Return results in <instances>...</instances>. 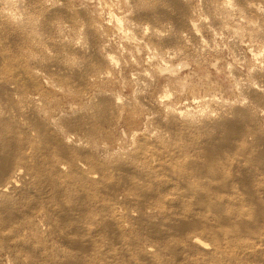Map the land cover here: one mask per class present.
<instances>
[{
	"label": "rangeland",
	"instance_id": "obj_1",
	"mask_svg": "<svg viewBox=\"0 0 264 264\" xmlns=\"http://www.w3.org/2000/svg\"><path fill=\"white\" fill-rule=\"evenodd\" d=\"M226 1L0 0V264H264V0Z\"/></svg>",
	"mask_w": 264,
	"mask_h": 264
},
{
	"label": "bare ground",
	"instance_id": "obj_2",
	"mask_svg": "<svg viewBox=\"0 0 264 264\" xmlns=\"http://www.w3.org/2000/svg\"><path fill=\"white\" fill-rule=\"evenodd\" d=\"M104 2V4H108V0H103ZM112 1V0H111ZM121 1V0H120ZM122 2H123V0H122ZM227 2H230V0H227L226 2H225V8H227L229 5L227 4ZM112 3V2H111ZM110 3V4H111ZM231 3V2H230ZM104 4H103V6H104ZM121 4H124V3H121ZM107 6V8H108V6L109 5H106ZM105 6V7H106ZM230 6H231V4H230ZM250 8H251V11H253V12H255V13H257V14H261L262 13V10H261V7L259 6V5H257V4H252V5H250L249 6ZM103 8V7H102ZM104 9V8H103ZM104 12V11H103ZM113 14V13H112ZM111 15V14H110ZM115 15V14H114ZM119 18V17H118ZM117 18V16L115 15V16H113V20L115 19V22H120L121 23V21H123V20H121L120 21V19H118ZM125 20V19H124ZM126 22V21H125ZM127 23V22H126ZM117 24H119V23H117ZM121 25V24H120ZM119 25V26H120ZM131 25V24H130ZM254 25V24H253ZM116 26V25H115ZM119 26L117 27V28H115V29H118L119 28ZM133 26V25H132ZM255 26V25H254ZM122 26H120V28H121ZM192 27H193V25H192ZM195 27V26H194ZM119 28V29H120ZM254 29H255V27H253ZM262 29H263V31H264V25H263V27H261ZM233 29V28H232ZM122 30V29H121ZM120 30V31H121ZM194 30H195V28H194ZM258 30V29H257ZM259 30H261L260 28H259ZM258 30V31H259ZM237 31V30H236ZM263 31H261V32H263ZM196 32V31H195ZM198 32V31H197ZM239 32V31H238ZM198 34V33H197ZM129 37V36H128ZM135 38V37H134ZM133 39V38H132ZM136 40V39H135ZM261 51H263V50H261ZM261 53V52H260ZM264 53V52H263ZM259 53H257L256 55H258ZM156 55H157V53H156ZM158 56H160V55H158ZM156 56H154V58H155ZM259 57V56H258ZM149 58H150V56H149ZM151 58H152V56H151ZM159 58H161V56L159 57ZM106 61L107 62H109V64H111V65H113V64H115V60H114V58H112L111 56H107V58H106ZM261 65H263L262 63H261ZM256 70V69H255ZM257 74H258V76L260 75L261 77L263 76L262 75V68L259 70L258 69V72H257ZM237 81H239V80H237ZM240 82V81H239ZM238 82V83H239ZM11 85V86H10ZM4 84V85H1L0 84V91L1 90H3V89H5V90H10V89H12L11 87H12V84ZM240 86H241V84H240ZM256 86V85H255ZM255 86L253 85V84H251V85H249L248 87H249V89H253V87L255 88ZM243 88V87H242ZM247 88V87H246ZM248 89V90H249ZM255 91V90H254ZM214 100V99H213ZM122 101V100H121ZM206 101V100H205ZM210 101V100H209ZM214 102V101H213ZM213 102H211L210 101V104H212ZM206 103H208L207 101H206ZM205 103V104H206ZM203 104V103H202ZM227 104V103H226ZM173 105V104H172ZM227 105H229L230 106V104H227ZM174 106V105H173ZM212 106V105H211ZM222 106V105H221ZM224 106V105H223ZM26 107V106H25ZM170 107V106H169ZM210 107V106H209ZM215 107V106H214ZM226 107V106H225ZM232 107V105L230 106V110L232 109L231 108ZM171 108V107H170ZM186 108V107H185ZM213 108V107H212ZM217 108V107H216ZM28 109V108H27ZM177 109V108H176ZM208 109V108H207ZM223 109V108H222ZM226 109H227V107H226ZM23 110V109H22ZM204 110V109H203ZM203 110H201V111H203ZM212 110V109H211ZM218 110V109H217ZM233 110V109H232ZM27 111V110H26ZM25 111V108H24V112H26ZM200 111V112H201ZM205 111V110H204ZM206 111H208V110H206ZM214 111V110H213ZM226 111V110H225ZM182 112H184V111H182ZM181 112V113H182ZM215 112H216V110H215ZM222 112V111H221ZM230 112H232V111H230ZM180 113V115H182ZM199 113V112H198ZM203 113V112H202ZM206 113V112H205ZM207 113H209V112H207ZM227 113V112H226ZM199 114H201V113H199ZM222 114V113H221ZM221 114L220 115H218V116H221ZM6 115V114H5ZM4 115V113L2 114L1 112H0V127H1V125H2V123L3 122H6L8 119H6L7 117V115L5 116ZM27 115V114H26ZM187 115V117H192L191 115H189V113H187L186 114ZM205 116V115H204ZM206 116H209V115H206ZM231 117H232V115H230ZM130 117H131V120L133 121V122H138V118H137V116H136V114H131L130 115ZM189 117V118H190ZM210 117V116H209ZM208 117V118H209ZM226 117V116H225ZM224 116L223 117H219L218 118V120H222V118H225ZM207 118V117H206ZM215 118V117H214ZM230 118V117H229ZM209 119H211V120H209L208 122H210V123H208L207 122V120H205V122L207 123V124H205V122L203 123V126H202V128H204V127H206V126H210L211 124H213V122H211V121H213V120H215V119H213L212 117H210ZM213 119V120H212ZM203 120V121H204ZM228 120V119H227ZM227 120H222V122H220V123H215L214 124V126H216L217 128H222V127H224L225 128V126H223L224 125V123H226V121ZM228 122V121H227ZM228 123H230V122H228ZM228 123L226 124V125H228ZM226 127H228V126H226ZM228 129V128H227ZM230 129H228V131H229ZM232 130V129H231ZM228 131H227V133H228ZM233 131V130H232ZM232 131H230L227 135H228V137L230 138V137H232L231 135L233 134V132ZM2 133V129L0 128V134ZM227 135H226V138H227ZM229 140V139H228ZM227 141V140H226ZM225 141V142H226ZM219 148V146H215V147H213V149L212 150H209L208 152H206V153H204L203 155H204V157L206 158V159H209V160H211L212 158H213V155H214V153L216 152V151H218L217 149ZM2 152V150H1V148H0V181L5 177V176H7L8 175V170H9V160H8V158L4 155V154H2L1 153ZM262 159H264V156L262 157ZM261 160V159H260ZM193 162V161H192ZM191 162V163H192ZM264 163V162H263ZM190 164V163H189ZM260 164H262L261 162H260ZM192 166H194V165H192ZM197 166V165H196ZM195 166V167H196ZM207 168H209V166L207 167ZM212 171V172H211ZM210 171V169L209 170H204V171H202L201 173H203L204 175H208V176H214L215 175V172L213 171V170H211ZM180 174V173H179ZM181 175V174H180ZM179 175V176H180ZM21 185L19 184V181H18V174H16V175H14L11 179H10V181L8 182V183H6L5 185H0V202H3V203H5V205L7 206V207H10L11 206V203L10 202H8V199H6V197H5V195H6V193L11 189V188H18V187H20ZM22 188V187H21ZM23 189H26V190H31L32 188L31 187H27V188H23ZM190 190H192V193L191 194H197L196 196H198L197 197V199H198V203H199V207L202 209V211H203V209H207V208H209V210H211V209H213V210H216V213L217 212H221V208H220V205L219 204H221V203H218V205L217 204H215L214 206L213 205H211V206H204V203H205V198L206 197H204V196H200L199 197V195H198V191H197V189L195 188V189H190ZM189 190V191H190ZM194 191H196V192H194ZM186 193H188V192H186ZM185 194V193H184ZM187 195L189 196V194H186V197H187ZM201 195V194H200ZM197 202V201H196ZM263 203V202H262ZM196 204V203H195ZM197 205V204H196ZM215 208V209H214ZM259 208V207H258ZM257 208V211H255L254 213H253V219H251V220H253L252 222L251 221H249L248 219V221L247 220H245V217H247L246 215H244V213L242 212V214H237V215H239V216H237L236 215V218H238V220L240 219L241 221H240V223H245L246 221V223H250L251 222V224L253 225V226H256V225H259L260 226V228L263 226L262 224H261V222L262 221H264V205H263V208H260V209H258ZM212 210V211H213ZM65 213H66V211H68V208H65ZM63 211V212H64ZM112 211V210H111ZM205 211V210H204ZM113 212V211H112ZM215 212V211H214ZM222 213V212H221ZM62 213L60 212L59 213V215H60V218L62 219V221H64V222H66V221H68V220H73L70 216H69V213L66 215V214H62ZM220 214H218V217H220L219 216ZM229 215V214H228ZM115 216V215H114ZM231 217V216H230ZM233 217V216H232ZM112 218V217H111ZM248 218V217H247ZM231 219V218H230ZM201 221V220H200ZM202 222H204V220L203 221H201V223ZM205 222H208L207 221V219H206V221ZM238 222V221H237ZM113 223V222H112ZM209 223V222H208ZM0 224H2V226H3V223L1 222V220H0ZM238 225V224H237ZM240 226V225H239ZM78 226H76V225H67V226H65V228H64V230H69V233L70 234H75V232L77 233L78 232V228H77ZM186 227V226H185ZM68 230H67V233H68ZM236 232H232V236H236ZM66 234H63L62 236H65ZM77 237V236H76ZM65 238V237H64ZM70 239V238H69ZM83 240V239H82ZM68 241V240H67ZM69 241H71L72 242V244L73 245H75V244H79V241L78 242H74L72 239L71 240H69ZM262 241H264L263 239L261 240V242ZM70 242V243H71ZM88 243H90V241H87ZM193 242L195 243V244H197V245H200V246H202V247H204V248H206V245L199 239V238H194L193 239ZM249 242V241H248ZM263 243V242H262ZM228 244V243H227ZM107 246V245H106ZM109 246V245H108ZM247 246V245H246ZM107 249V248H106ZM246 249V248H245ZM111 251H109V253H110ZM111 254V253H110ZM113 255V254H112ZM111 256V255H110ZM113 257V256H112ZM111 257V259H113ZM117 257V256H116ZM115 257V258H116ZM114 258V259H115Z\"/></svg>",
	"mask_w": 264,
	"mask_h": 264
}]
</instances>
